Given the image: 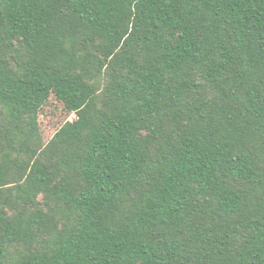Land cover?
I'll list each match as a JSON object with an SVG mask.
<instances>
[{"label": "trees", "instance_id": "trees-1", "mask_svg": "<svg viewBox=\"0 0 264 264\" xmlns=\"http://www.w3.org/2000/svg\"><path fill=\"white\" fill-rule=\"evenodd\" d=\"M0 264H264V0H0Z\"/></svg>", "mask_w": 264, "mask_h": 264}, {"label": "rangeland", "instance_id": "rangeland-1", "mask_svg": "<svg viewBox=\"0 0 264 264\" xmlns=\"http://www.w3.org/2000/svg\"><path fill=\"white\" fill-rule=\"evenodd\" d=\"M38 124L41 138L46 144L53 137L54 133L67 121L74 120V115L55 98L52 94L46 103L39 110Z\"/></svg>", "mask_w": 264, "mask_h": 264}]
</instances>
